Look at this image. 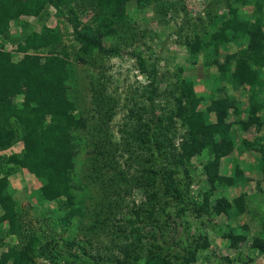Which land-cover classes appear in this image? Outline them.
<instances>
[{
    "label": "trees",
    "instance_id": "obj_1",
    "mask_svg": "<svg viewBox=\"0 0 264 264\" xmlns=\"http://www.w3.org/2000/svg\"><path fill=\"white\" fill-rule=\"evenodd\" d=\"M84 1L95 10L96 17L105 11L114 17H109L110 20L106 18L102 24L109 27L111 34H116L117 31L108 22L121 23L126 20L122 9L131 0ZM140 1L142 4H151L159 0ZM46 4L63 12V8L73 5L79 7L83 3L81 0H0V150L18 142L22 144L19 152L0 154V223L7 226V231L0 236V244L4 243L6 234L21 236V212L16 209L17 202L13 196L15 190L10 183V177L15 172L22 169L33 175L39 182L40 195L47 200H58L64 208L68 207L61 217L68 223L75 216L85 215L82 205L79 201L77 203L72 192L75 187L73 171L78 151L82 147L87 159L91 157L93 162L103 161L113 153V136L107 129L114 110L110 100H107L105 94L96 92L90 115L83 114L79 101L73 96L76 82L71 51L62 42L59 32L53 28H45L16 36L11 31L12 20L22 15L36 16ZM250 5L253 8L251 14L247 18L240 17L242 7ZM263 8L264 0L228 1L225 10L213 16L208 21L210 25H206L202 33L193 32L191 37L185 39V45L191 54L198 53L201 48L210 44H240L242 40H247L246 46L228 53L224 61L217 64L218 81L224 79L234 88L248 87L251 102L243 110L247 119L241 121L240 125L245 129L254 126L258 133L264 124V97L258 91L259 88L264 89V82L258 74L260 70H264ZM72 21L75 38L81 44L80 51L75 55L77 61L86 60V57H91L96 51L110 55L116 53L113 47L105 48L102 44L101 38L106 34L102 24H97L96 28L83 24L79 28V23L74 19ZM7 42L15 45L13 51L5 48ZM13 52L18 56L14 57ZM181 72L182 67L178 66L177 76L180 80L173 93V109L164 112L165 110L150 108L147 117L143 115V112L146 113L144 106L141 112L130 109V115L138 121V125L136 133L133 132L135 134L130 133L127 127L123 129L125 142L136 144V150H132L134 156L140 157L143 150L149 152L144 162L142 160L138 163L143 165L137 171L146 173L149 181L145 183V190L148 196V187L152 188L147 198L153 202L139 208L141 212L138 214L136 211V217L126 218L124 224H119L118 228L126 239L123 244H117L119 255L110 253L101 256L98 253L96 264H134L141 260L145 264H174L171 258L165 257L161 249L155 251L145 247L148 236L155 239L158 231L166 232V229L161 231L160 213L156 208L160 207V212L163 213L164 205H159L156 201L164 200L165 204H173L177 207L178 216L187 210L190 203L184 197L185 193L174 169L162 168L163 160L167 159L168 165L188 163L193 156L207 150L210 157L203 169L211 189L215 190L218 186L247 182L248 177L236 160L231 174H221L220 165L221 160L236 149L239 152L253 150L259 154L256 166L262 173L261 180L264 182V135L256 134L253 139L242 138L238 144L233 137L234 123L228 120L230 111L236 114L242 112L236 97L228 93L223 97L212 95L208 103L201 106L203 95L194 92L192 79L182 77ZM154 75L148 76L145 91L150 107L153 106V99L158 91L159 80ZM215 89L213 93L222 90L218 86ZM89 123H92L90 127ZM128 135H131L130 139H127ZM177 137L180 140L176 147ZM137 160L140 161V158ZM146 164L150 166L147 167ZM126 180L127 177L123 176L121 181L126 185ZM159 184L161 185L158 186ZM213 208L218 214L224 212L228 216L232 213L242 214L246 209L241 194L234 199L233 206L224 198H218ZM144 214L145 216H141ZM109 218L106 216V220L109 221ZM229 232L232 246L246 239L245 234H235L231 229ZM30 235L25 243L11 246L5 257H0V264L33 262L35 239ZM197 238L194 249H188V256L184 257L187 263L194 260L196 249H205L209 245L205 235ZM73 243L74 241L68 245ZM250 246L260 253L264 252V220L260 233L252 238ZM41 253L49 258L50 264H68L59 255Z\"/></svg>",
    "mask_w": 264,
    "mask_h": 264
},
{
    "label": "rangeland",
    "instance_id": "obj_2",
    "mask_svg": "<svg viewBox=\"0 0 264 264\" xmlns=\"http://www.w3.org/2000/svg\"><path fill=\"white\" fill-rule=\"evenodd\" d=\"M228 1L233 0H159L151 4L131 0L122 9L126 20L121 23L108 22L110 27L115 28L116 34H111L109 27L102 24L106 18L114 17L106 11L96 17L95 10L86 5L84 0H81L82 6L63 8V12L46 4L36 16L22 15L11 21L10 28L16 36L45 28L59 32L62 42L71 51L76 82L73 96L79 101L83 114L90 115L94 107L93 95L96 92L106 95L114 109L107 128L111 131L114 143L112 155L100 162L91 161V157L87 159L82 147L78 151L72 192L77 203L79 201L82 205L85 215L75 216L68 223L61 218L68 207L64 208L58 200H47L40 195L39 182L33 175L22 169L15 172L10 177V183L15 190L13 196L17 202L16 209L21 212V236L6 234L4 243L0 244V257H5L11 246L25 243L30 234L35 239L34 261L30 264H50L49 258L41 251L48 255H59L68 264H96L98 253L101 256L110 253L119 255L117 244L126 242L118 228L119 224H124L126 218L136 217L141 212L139 208L153 202L147 198L152 188L148 187V196L145 190V183L149 181L146 173L137 171L143 165L138 163L142 160L144 162L149 152L143 150L140 157L134 156L132 150H136L137 146L133 142H125L123 129L127 127L130 133H136L138 121L130 115L132 108L141 112L144 106L145 117L150 108L164 112L174 108L173 93L180 80L177 76L178 66L182 67V77L192 79L194 92L203 95L201 106L207 104L212 95L223 97L228 93L236 97L242 112L236 114L230 111L228 120L234 123L233 137L237 144L242 138L253 139L256 134L264 135V124L259 133L254 126L245 129L240 125L241 121L247 119L243 110L251 102L248 87L234 88L224 79L218 81L217 64L222 63L228 53L246 46L247 40H242L240 44H210L196 54H191L185 45V39L191 37L193 32L202 33V29L210 25L208 21L225 10ZM242 9L240 17L247 18L253 8L250 5ZM68 18L76 20L79 28L83 24L91 25L92 28L102 24L106 32L101 38L102 44L105 48L113 47L116 53L110 55L96 51L86 60L77 61L75 55L80 51L81 44L73 32L74 21ZM14 47L10 42L5 45L11 51ZM13 55L18 56L14 52ZM153 73V77L159 81L153 106L150 107L145 91L148 76ZM258 74L264 82V70ZM217 86L222 90L213 93ZM258 91L264 97V89L259 88ZM91 125L89 123L88 126ZM130 138L131 135H128L127 139ZM179 140L177 137L176 147ZM21 149L22 144L18 142L0 150V154L19 152ZM258 156V152L253 150L239 152L236 149L223 158L221 174H231L236 160L248 180L234 186H218L215 190L211 189L203 169L210 157L207 150L193 156L188 163L168 165L169 161L163 160L162 168L174 169L176 177L180 179L184 197L190 203L187 210L178 216L177 207L173 204L155 200L159 205H164L163 213L160 207L156 208L160 213L157 215L161 219V231L166 229V232L158 231L155 239L148 236L145 247L155 251L161 249L174 264H264V252L260 253L250 246L252 238L260 233L264 220V182L256 166ZM139 158L140 161L137 160ZM123 176L127 177L126 185L121 181ZM240 194L245 200L244 213L235 215L231 210L232 215L228 216L224 212H215L213 205L218 198H224L233 206L234 199ZM106 216L110 217L109 221ZM230 229L235 234H245L246 239L235 246L230 245ZM6 231V224L0 223V236ZM199 235H205L209 245L205 249H196L194 260L187 263L184 257L188 256V249H194ZM72 241L74 243L69 246L68 243ZM134 264L145 263L141 260Z\"/></svg>",
    "mask_w": 264,
    "mask_h": 264
},
{
    "label": "crops",
    "instance_id": "obj_3",
    "mask_svg": "<svg viewBox=\"0 0 264 264\" xmlns=\"http://www.w3.org/2000/svg\"><path fill=\"white\" fill-rule=\"evenodd\" d=\"M2 214V209L0 208V215Z\"/></svg>",
    "mask_w": 264,
    "mask_h": 264
}]
</instances>
